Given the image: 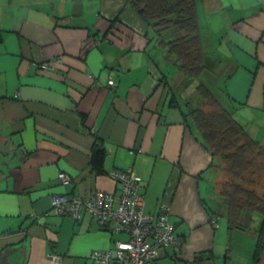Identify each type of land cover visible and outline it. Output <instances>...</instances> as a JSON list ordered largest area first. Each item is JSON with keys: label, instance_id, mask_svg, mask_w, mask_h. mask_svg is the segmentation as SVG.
Masks as SVG:
<instances>
[{"label": "crops", "instance_id": "crops-1", "mask_svg": "<svg viewBox=\"0 0 264 264\" xmlns=\"http://www.w3.org/2000/svg\"><path fill=\"white\" fill-rule=\"evenodd\" d=\"M196 8L215 74L190 85L125 0H0V264H100L91 253L114 251L127 233L89 214L57 216L51 196L114 192L113 171L128 168L142 178L146 214L169 205L180 242L154 264H264V253L253 260L254 234L229 236L205 210L220 176L181 115L202 81L264 146V0H196ZM116 16L123 34L105 37ZM164 76L179 107H168ZM97 139L107 150L103 176L89 168Z\"/></svg>", "mask_w": 264, "mask_h": 264}, {"label": "trees", "instance_id": "trees-1", "mask_svg": "<svg viewBox=\"0 0 264 264\" xmlns=\"http://www.w3.org/2000/svg\"><path fill=\"white\" fill-rule=\"evenodd\" d=\"M125 4L155 32V40L179 75L190 79L201 75L205 62L196 0H125ZM108 24L105 37L123 34L120 27L126 26L118 16L108 20ZM127 29L129 33L133 31L128 25ZM162 82L164 98L170 94L168 107H179L165 76ZM196 93L198 104L194 106V102L187 101L186 110L181 112L182 123L191 124L197 130L203 148L212 158L209 168L220 176L212 184L211 190L218 203L213 208L203 199V205L212 219L219 216L226 219L229 236L235 231L254 234L253 260L257 261L264 253V146L249 134L244 124L234 117L233 111L223 105L216 93L202 81L197 84ZM85 117L82 116L83 121ZM91 152L90 172L96 176L106 175L104 164L107 150L100 139L96 140ZM114 180L119 187L111 193L118 194L121 186ZM94 191L85 198H89ZM53 195H65L68 200L76 197L70 193ZM51 212L60 217L73 218L68 213H57L53 206ZM85 214L89 213L82 209L79 217L73 219L80 220ZM210 255L202 252L196 257L200 259Z\"/></svg>", "mask_w": 264, "mask_h": 264}, {"label": "built area", "instance_id": "built-area-1", "mask_svg": "<svg viewBox=\"0 0 264 264\" xmlns=\"http://www.w3.org/2000/svg\"><path fill=\"white\" fill-rule=\"evenodd\" d=\"M59 177L64 185L71 182L64 173ZM112 177L120 183L118 194L96 191L89 198L51 197L57 213L78 218L85 209L101 226L110 225L114 233L124 231L129 236L127 240L114 241V251L109 248L94 250L91 258L100 264H154L161 248L172 246L179 250L180 242L168 217L169 205L161 203L157 214H146L144 198L139 191L141 176L128 168L114 170ZM212 222L218 225L216 221ZM53 260L59 264L57 259Z\"/></svg>", "mask_w": 264, "mask_h": 264}, {"label": "rangeland", "instance_id": "rangeland-1", "mask_svg": "<svg viewBox=\"0 0 264 264\" xmlns=\"http://www.w3.org/2000/svg\"><path fill=\"white\" fill-rule=\"evenodd\" d=\"M212 59H213V58H212ZM43 66H45V64H44ZM203 71H206L205 74L202 72V77L204 78V80H205L206 83H207V81L210 80V77L214 76L215 73H214L213 68H212L211 66H209V65L205 66L204 69H203ZM207 73H208V75H207ZM199 77H200V76H199ZM199 77H198V78H194V79H190V78H189V79L191 80V81H190V85H193L194 80L196 81L197 79H199ZM110 80L112 81V79H109V80H108V84H109L110 86L114 85V82H112L111 84L109 83ZM198 81H200V80H198ZM214 83H215V85H214ZM216 84L220 85V83H219L218 80L215 81V79H213V80H212V85H214V86H218V85H216ZM212 91H213V89H212ZM213 92H214V91H213ZM214 93H215V92H214ZM186 96H187V99H186V100L194 102V106H197V104H198V102H197L198 94H197L196 92H194V91H192L191 93L188 92V93L186 94ZM129 169H131V168H129ZM131 170H132V169H131ZM136 174H137V173H136ZM138 175H139V174H138ZM139 176H140V175H139ZM141 181H142V178H141ZM141 181H140V184H141ZM68 184H69V183H68ZM68 184H66V185H68ZM212 200H213V199H212ZM214 200H215V199H214ZM217 203H218L217 200H216V201H213V205H216ZM208 204L212 206V203H211L210 200L208 201ZM219 218H220V219H219V220H220V223L226 226V219H225L223 216H220ZM252 234H253V233H252ZM245 237H247V235H245Z\"/></svg>", "mask_w": 264, "mask_h": 264}]
</instances>
